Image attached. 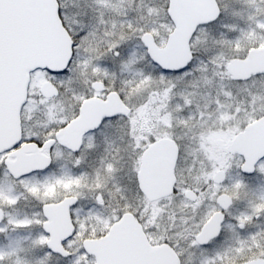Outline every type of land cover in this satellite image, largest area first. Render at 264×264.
<instances>
[{"label":"snow or ice","instance_id":"snow-or-ice-1","mask_svg":"<svg viewBox=\"0 0 264 264\" xmlns=\"http://www.w3.org/2000/svg\"><path fill=\"white\" fill-rule=\"evenodd\" d=\"M0 264H264V0H0Z\"/></svg>","mask_w":264,"mask_h":264}]
</instances>
